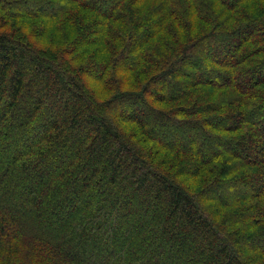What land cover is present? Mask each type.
<instances>
[{
    "label": "trees",
    "instance_id": "obj_1",
    "mask_svg": "<svg viewBox=\"0 0 264 264\" xmlns=\"http://www.w3.org/2000/svg\"><path fill=\"white\" fill-rule=\"evenodd\" d=\"M0 264H264V0H0Z\"/></svg>",
    "mask_w": 264,
    "mask_h": 264
},
{
    "label": "rangeland",
    "instance_id": "obj_2",
    "mask_svg": "<svg viewBox=\"0 0 264 264\" xmlns=\"http://www.w3.org/2000/svg\"><path fill=\"white\" fill-rule=\"evenodd\" d=\"M9 8V7H8Z\"/></svg>",
    "mask_w": 264,
    "mask_h": 264
}]
</instances>
